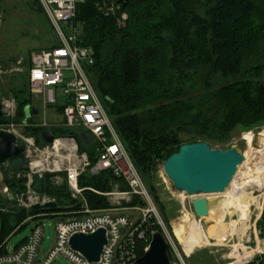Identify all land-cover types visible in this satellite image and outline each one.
I'll return each mask as SVG.
<instances>
[{"label": "trees", "instance_id": "16d2710c", "mask_svg": "<svg viewBox=\"0 0 264 264\" xmlns=\"http://www.w3.org/2000/svg\"><path fill=\"white\" fill-rule=\"evenodd\" d=\"M104 1L78 4L74 18L80 28L78 44L93 49V63L86 70L144 179L149 181L156 163L183 143L205 141L213 148V141H226L236 127L249 129L264 123V0H205L201 13L191 6L193 0H125L123 5L114 4L113 12L102 7ZM35 2L43 12L38 0ZM121 14L126 17L122 19ZM30 66L28 59L27 79L14 92L17 108L13 120L26 117L24 108L32 99ZM215 74L238 79L211 88L208 75ZM55 107L61 113L63 105ZM6 121L0 117V123ZM42 129L30 126L24 131L43 145ZM52 132L76 138L78 152H85L90 163L96 160L98 144L84 129L56 126ZM1 170L3 184L12 196L25 195L27 167L2 166ZM57 174L64 183H51L55 173L38 178L33 174L30 183L36 194L56 202L53 209L33 210L15 203L9 207V201L0 199V253L6 251L9 237L29 221L79 216L84 204L91 209L109 207L102 193L111 189L114 180L128 189L108 169L94 175L85 170L77 179L82 200L71 195L66 172ZM133 197L132 205L140 203L138 195ZM146 224L143 221L140 228L145 229L147 241L135 238L136 258L150 240ZM257 264H264V255Z\"/></svg>", "mask_w": 264, "mask_h": 264}, {"label": "rangeland", "instance_id": "374dc122", "mask_svg": "<svg viewBox=\"0 0 264 264\" xmlns=\"http://www.w3.org/2000/svg\"><path fill=\"white\" fill-rule=\"evenodd\" d=\"M106 1L108 0H105L102 6L104 9L111 11L115 7V5H111L115 0H109L110 5ZM204 1L193 0L191 6L201 13L203 12ZM57 42L58 39L55 32L45 14L38 8L35 0H0V101L3 103V115L1 117L7 120L0 123V129H7L14 133L18 144L25 146L24 138L31 137L35 147L41 149L43 145L37 142L35 135L27 134L24 131L25 127L38 126L42 127V130L51 129L57 126L52 124L60 120V116L55 110V105H48L46 108H42L39 105L38 98L34 95H32L28 105L38 109V113L35 116L30 114L27 118L22 116L18 120H13L17 108L14 92H17L22 82L25 83L27 79V60H31L33 53ZM208 76L212 83L211 88L238 79L237 76L222 78L218 74ZM60 126L68 127L62 123ZM231 144H235L238 147L240 152L243 153L244 161L246 159V162H243L238 174H235V183L226 187L223 192L233 208L232 217L230 215L229 219L238 217L237 207L250 205V202L254 199L249 210L250 217L248 220H244L243 223L238 221L234 225V229L237 232L235 230L232 231L233 233L231 232L228 238H226L228 233L219 237V241L210 238L203 245L194 247L189 254L183 252L182 245L177 237L178 231L193 226L197 229V232L200 230L199 232L203 231L205 233L204 229H207L212 223L211 217L208 215L206 216L207 218L195 215L191 205L192 199L203 196L211 203V208H213L220 197L218 193L188 195L182 190L174 189L172 182L167 179L163 172V161L156 163L149 181L140 175L150 201H146L139 196L140 203L136 202L132 205L135 197L128 194V189L122 182L114 180L112 181L111 189L102 193L106 196L109 207L91 209L86 204L84 206L86 205L91 212L102 211L108 214H125L136 224L144 217L143 221L148 223L146 224L148 228H145L150 233L154 231L162 233L167 242L169 258L179 262V264H181V260L185 264H245L248 262L257 264L259 258L264 255V215L262 214L264 208V123L249 129L236 127L226 141L212 142V146L218 148H227ZM33 151L34 147L27 148L26 156L23 159L24 162H6L3 167L13 169L22 166L27 167L28 172V162L35 158ZM65 154L67 153L58 152V156ZM53 159L51 156L48 157V163L44 162L42 166L44 169L41 172L42 175L44 173H55L50 178L51 183L60 185L64 183L63 176L57 174L59 171H49L53 169ZM63 163H67V161L63 160ZM35 175L37 178L40 177L38 174ZM3 178L4 174L0 171V199L9 201L10 203L7 205L9 207L14 206V203L16 206L26 207L22 195L16 197L12 196L13 193L9 190L3 191ZM69 190L73 197L84 200L81 192L82 188L78 192L71 190L70 187ZM43 197L52 200L47 195H43ZM56 220V217L49 216L41 217L37 220L43 224V237L39 249L41 254H44L53 242V225ZM215 220L220 222L219 219L215 218ZM192 221L195 224L192 225ZM242 225L246 226V228L240 234L238 232L241 231ZM31 226L32 221H29L25 226L13 233L6 243L7 249H12L19 241L28 236ZM56 262L57 264H71L62 256L57 257Z\"/></svg>", "mask_w": 264, "mask_h": 264}, {"label": "built area", "instance_id": "2783aa9c", "mask_svg": "<svg viewBox=\"0 0 264 264\" xmlns=\"http://www.w3.org/2000/svg\"><path fill=\"white\" fill-rule=\"evenodd\" d=\"M85 1L38 0L58 42L55 46L32 54L28 86L43 108L48 105H63L60 113L62 124L87 131L98 144V154L96 160L90 163L85 152H78L77 140L72 136H55L50 144L43 145L41 149L35 147L31 137L24 138V155L26 156L27 148L30 147H34L35 153V158L28 162L29 171L26 173L27 191L22 197L26 207L35 202L51 200L30 189L31 174L41 176L44 169L42 166L44 162L48 163L50 156L54 159L53 169L49 171L64 170L67 184L75 192L80 190L77 179L81 172L87 170L94 175L108 169L125 182L128 194L150 201L140 174L114 129L86 70L87 65L93 63V49L78 44L80 29L74 23L77 6ZM114 3L118 4L113 1L111 5ZM125 17V14H121L122 19ZM59 151L67 154L58 156ZM63 160L67 163H63ZM7 190L4 186L3 191ZM143 219L136 224L125 214L91 212L85 205L82 215L55 221L53 242L44 254L39 250L43 224L37 221L23 242L12 249L6 247V251L0 253V264H57L56 258L59 256L71 264H131L136 259L135 238L147 241L145 229L140 228ZM100 228L105 231L106 243L97 261L89 262L78 251L70 248L68 241L71 235L92 233ZM169 264L179 262L170 259ZM181 264L185 263L181 260Z\"/></svg>", "mask_w": 264, "mask_h": 264}, {"label": "water", "instance_id": "95a60500", "mask_svg": "<svg viewBox=\"0 0 264 264\" xmlns=\"http://www.w3.org/2000/svg\"><path fill=\"white\" fill-rule=\"evenodd\" d=\"M122 5L125 0H118ZM25 107V111L28 112ZM32 114L37 109H31ZM3 115V103L0 101V117ZM43 144H50L54 139L51 129L40 132ZM25 146L16 142L14 133L0 129V169L6 162L23 160ZM244 155L235 144L227 148L210 147L205 141L183 143L163 162L162 169L172 187L182 190L188 195L206 193H222L229 186L238 167L242 164ZM208 201L205 197L192 199L191 205L196 216L205 218L208 215ZM56 202L45 200L35 202L29 207L33 210L53 209ZM213 223L210 224V226ZM106 243L104 229L92 233H75L70 236L68 244L71 249L78 251L87 261L98 260L103 245ZM167 242L159 231L151 233L150 240L141 256L131 264H169Z\"/></svg>", "mask_w": 264, "mask_h": 264}, {"label": "bare ground", "instance_id": "6f19581e", "mask_svg": "<svg viewBox=\"0 0 264 264\" xmlns=\"http://www.w3.org/2000/svg\"><path fill=\"white\" fill-rule=\"evenodd\" d=\"M243 162L245 163L246 159L245 161L243 160ZM242 164L238 167L236 175L238 174V171L240 167L242 166ZM236 175L233 177L229 185H232L235 183ZM222 193H218L220 198L217 199L213 208H211L212 207L211 203L210 202L208 203V206H209L208 216L211 217L210 219L212 220L213 224L209 226L207 229H204L206 234L203 231L199 232L200 228L198 229L199 231L197 232L196 231L197 229L194 228L193 226H190L189 228L181 229L178 231L177 237L179 239L180 244L182 245L183 252L185 254H189L193 250L194 247L203 245L204 242L208 241L210 238L215 239L216 241H219L218 238L226 235L227 233L228 235L226 238L230 237L231 232L235 230L234 225H236L238 221L243 223L244 220L246 221L250 217L249 210H250V206L252 205L254 198L250 202V205H242V206L237 207L238 208L236 209V212L238 215L237 218L229 219L230 217H232L233 208L230 206L231 204H229V199L227 198V196H225V194L224 193L222 194ZM215 218L219 219L220 222L218 221L216 222ZM193 221H192V225L195 224V222ZM227 223L230 228L228 227ZM244 228H246V226L242 225L240 228L241 231H239L238 233L240 234L243 233ZM235 232H237V230H235Z\"/></svg>", "mask_w": 264, "mask_h": 264}, {"label": "crops", "instance_id": "0c3cea01", "mask_svg": "<svg viewBox=\"0 0 264 264\" xmlns=\"http://www.w3.org/2000/svg\"><path fill=\"white\" fill-rule=\"evenodd\" d=\"M39 101V100H38ZM40 103V102H39ZM41 107H42V105L41 104H39ZM28 107H29V110L30 111H28V112H26L25 111V108H24V111H25V114H26V117L25 118H27V117H29V115L31 114L32 116H35L37 113H38V109H37V113L36 114H32V112H31V109L32 108H34V107H31L30 105H28ZM43 108V107H42ZM46 108V107H45ZM56 108V107H55ZM28 109V108H27ZM36 109V108H35ZM56 110V109H55ZM57 111V110H56ZM57 113H58V115L60 116V120H58V121H55V123L54 124H52V125H57V126H60V124L62 123V121H61V119H62V116H61V114H60V112H58L57 111ZM24 121V120H23ZM47 122V121H46ZM52 129V128H51ZM42 140V139H41ZM44 145V144H43ZM0 171H2L1 169H0ZM3 187L5 186L4 184L2 185ZM3 187H2V189H3ZM1 189V190H2ZM32 221V225L35 223V222H37V220L36 219H34V220H31ZM32 227V226H31ZM31 229V228H30ZM27 237V236H26Z\"/></svg>", "mask_w": 264, "mask_h": 264}]
</instances>
